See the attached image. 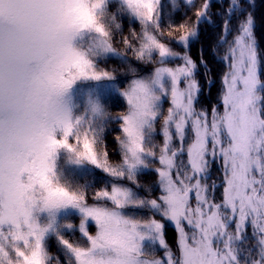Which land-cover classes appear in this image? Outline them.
<instances>
[{"label": "snow or ice", "instance_id": "obj_1", "mask_svg": "<svg viewBox=\"0 0 264 264\" xmlns=\"http://www.w3.org/2000/svg\"><path fill=\"white\" fill-rule=\"evenodd\" d=\"M225 2L216 13L225 72L218 104L209 110L199 104L197 76L204 67L208 84L207 63L201 58L197 65L190 48L200 26L214 23L212 0H204L192 25L184 22L187 14L179 24L173 16L181 7L191 11L195 0H0V264H264V80L256 5ZM120 16L141 26L138 46L125 39L126 47L138 61L156 65L127 83L100 67L122 56L113 44ZM164 27L182 52L159 38ZM175 29L183 30L178 38ZM85 81L118 83L119 95L108 99L123 98V115L93 100L77 115L67 96ZM112 123L124 137H116L118 165L99 148ZM158 124L162 143L156 141ZM62 151L71 163L90 164L111 180L99 188L91 180L77 182L68 191L56 171ZM146 170L158 177L155 198L151 188H143L146 196L138 191ZM68 209L78 214L81 243L65 238L66 230H76L70 219L59 218ZM157 215L174 224L178 254ZM51 238L57 256L50 253ZM161 249L163 258H157Z\"/></svg>", "mask_w": 264, "mask_h": 264}, {"label": "trees", "instance_id": "obj_2", "mask_svg": "<svg viewBox=\"0 0 264 264\" xmlns=\"http://www.w3.org/2000/svg\"><path fill=\"white\" fill-rule=\"evenodd\" d=\"M196 7L191 11L188 10L187 7H181L180 11L177 12L173 16V20L175 23L179 24L184 21V15L187 14L188 25H192L193 21L196 20V11L200 8V6L204 3V0H195ZM256 5L254 16H255V36L258 41L259 51L262 58L261 64V79L264 80V0H254ZM213 7L211 8V17L210 19L214 21L213 24L204 23L200 26V34L197 41H193L190 48V56L191 58L200 65L201 58L207 63V70L209 72L207 76L208 84L205 83V68L200 67L199 72L197 74L200 85L203 88V91L200 95L199 104L202 107L207 109H211L213 105L218 104V94L221 92V77L225 72L224 65L220 62V59L223 57L226 49L223 47L217 48V38L220 35V24L222 23L220 17L216 15L218 12L224 11V7H227L225 0H212ZM223 5V6H222ZM247 7V5H245ZM171 11V9H168ZM109 11L113 14L116 13V4L111 3L109 5ZM252 11V9H249ZM118 22L121 24L120 30H113V44L114 47L122 53L121 57H109L105 61H102L100 64L101 68L115 71L117 75L118 81L122 82H130L133 78H140L151 74L156 66L154 63H145L142 61H138L136 57L133 55L132 51L129 50L124 44V40L127 39L131 41V43L135 46H138V40L141 35V26L138 22L130 21L127 16L118 17ZM233 25H235V20H233ZM133 31L135 32V38L133 37ZM163 36L159 38L163 42L169 43V46L173 47L176 51L182 52L183 49L177 47L175 44L171 43L172 37L169 36V29L164 27L162 29ZM182 29H175L172 31V36L177 37L181 34ZM214 51L217 52V55L214 56ZM126 59L127 63L124 62ZM179 63V61L175 62ZM169 66H173L170 64ZM131 69H135V73L131 71ZM116 83V82H115ZM116 86L119 87V84L116 83ZM119 95V94H116ZM109 96H105L101 103L108 106L112 113H120L126 111V102L123 103V98H121V103H110L109 104ZM169 107V103H166V108ZM165 109V114H166ZM222 110V109H221ZM161 130V125H157V143H162V137L159 135ZM120 135L122 136V132L119 129V125L116 123L110 124L104 131L102 135V145L99 146L103 151L108 153V162L113 165H118L122 162V154L119 148L118 141L116 137ZM74 142V141H73ZM94 148H97L94 145ZM61 168V176L62 181H71L72 183H81L84 184L89 180L92 181L96 188L102 187L101 181H109L111 178L106 177V175L98 169H94L93 171H89L87 173L82 172L81 170L70 166L69 161L67 160V155L64 156V159L60 164ZM215 172L217 182L222 179L221 173L218 171L217 166L215 165ZM158 177L154 171H145L138 177V182L142 186L139 189V194L141 196H146L147 193L143 191V188H151V196L155 198L159 189L157 187ZM120 183L127 184L128 186H132L127 181H120ZM218 195L220 196V189H217ZM92 193L89 192V203H93L91 199ZM151 213H144V217L146 218ZM75 217V216H74ZM155 219L159 220L161 223L165 224V238L167 244L171 247L174 253L178 254L177 244L178 237L177 231L172 223L167 222L162 219L160 216H155ZM73 220L74 226H76V230L74 232L65 231V238L69 239L70 242L73 243H81L84 241L82 234L78 231L79 218H71ZM90 232L92 234L95 233L94 225L90 226ZM250 235V230L249 233ZM49 250L51 255L57 256L59 252L57 250V241L54 238L49 239L48 242ZM147 247H151L152 245L146 244ZM157 258H163V250H158ZM63 259V257H61Z\"/></svg>", "mask_w": 264, "mask_h": 264}, {"label": "rangeland", "instance_id": "obj_3", "mask_svg": "<svg viewBox=\"0 0 264 264\" xmlns=\"http://www.w3.org/2000/svg\"><path fill=\"white\" fill-rule=\"evenodd\" d=\"M162 2H164L167 5L168 0H162ZM178 2H179V0H178ZM116 88H117L116 83L112 82V81H100V82L85 81V82H79L69 92V94L67 96V103L72 108V110L77 115H79L80 113H82V112H84L86 110V108L88 106V102L90 100L101 102V100L105 96H108V95H111V94H119L118 92L115 91ZM167 102L169 103V106H170V101H165L164 110L167 109L166 108V103ZM71 142H73V141H71ZM65 155H67V160L69 161L70 166H73V167L81 170L84 173H87L89 171H93L94 169H96L94 166H92L90 164L76 165V164L71 163L68 153L62 151V152H60L58 154V157L56 159V171H57V173H58V175H59L61 180H62V176H61V173H60L61 172L60 164H61V161L64 159ZM212 177H213V179L217 180L216 172H215V164L212 167ZM216 194H217V199H220V196L218 195V192ZM46 216H47V213H42L40 215V218L43 220L44 218H46ZM74 216L78 217V214L72 209L61 210L60 213H59V218L62 221L63 220H68V219H71V218H75ZM69 222L73 223V220H70ZM91 225H93V224L89 223V225H88L89 231H90V226ZM48 242H49V240H48ZM147 243L149 245H151V241H146L145 245Z\"/></svg>", "mask_w": 264, "mask_h": 264}, {"label": "clouds", "instance_id": "obj_4", "mask_svg": "<svg viewBox=\"0 0 264 264\" xmlns=\"http://www.w3.org/2000/svg\"><path fill=\"white\" fill-rule=\"evenodd\" d=\"M107 110L109 112H111L109 108ZM112 115L121 116L123 114L122 113H112ZM119 139H124V137L121 136V137H119ZM61 186L65 187L68 191H73L75 189V187H76V184L75 183H66L65 181L61 180Z\"/></svg>", "mask_w": 264, "mask_h": 264}]
</instances>
